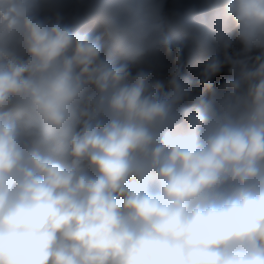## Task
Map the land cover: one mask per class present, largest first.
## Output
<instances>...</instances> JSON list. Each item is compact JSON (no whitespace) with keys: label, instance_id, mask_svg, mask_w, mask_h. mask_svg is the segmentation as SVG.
Returning a JSON list of instances; mask_svg holds the SVG:
<instances>
[{"label":"clouds","instance_id":"obj_1","mask_svg":"<svg viewBox=\"0 0 264 264\" xmlns=\"http://www.w3.org/2000/svg\"><path fill=\"white\" fill-rule=\"evenodd\" d=\"M0 264H264V0H0Z\"/></svg>","mask_w":264,"mask_h":264},{"label":"trees","instance_id":"obj_2","mask_svg":"<svg viewBox=\"0 0 264 264\" xmlns=\"http://www.w3.org/2000/svg\"><path fill=\"white\" fill-rule=\"evenodd\" d=\"M199 71L200 69L193 65L189 66L188 64L185 65L184 74L187 75L189 78H192L194 80L199 79ZM223 77H221L222 79Z\"/></svg>","mask_w":264,"mask_h":264}]
</instances>
